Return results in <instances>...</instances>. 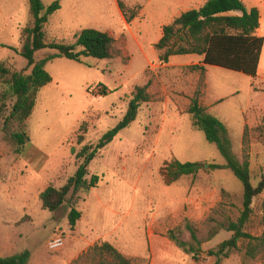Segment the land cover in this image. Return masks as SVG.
Returning <instances> with one entry per match:
<instances>
[{
  "label": "rangeland",
  "instance_id": "1",
  "mask_svg": "<svg viewBox=\"0 0 264 264\" xmlns=\"http://www.w3.org/2000/svg\"><path fill=\"white\" fill-rule=\"evenodd\" d=\"M53 1L43 0L45 5ZM120 1L129 15L137 12L131 22ZM159 1L61 0V9L46 24L47 41L71 42L79 30L96 28L115 38L119 54L108 60L89 57L80 63L59 57L48 62L53 81L38 92L33 113L25 122L29 141L21 149L4 129L15 97L0 83V257L28 251L27 264H91L77 259L96 243L107 241L136 264H148L146 234L151 227L168 237L170 230L190 222L205 240L218 222L238 217L243 185L231 170L211 168L225 161L216 145L192 127L188 107L198 96L226 124L235 154L240 161H249L252 182L257 185L264 171V50L259 76L209 66L208 97L202 74L190 66L166 68L160 52L147 41L145 25L152 19L143 11ZM206 1L184 3L181 8H198ZM243 1L262 10L264 33V0ZM170 20L166 17L162 22ZM32 25L28 0H0V64L30 73L21 52L28 42L23 30ZM52 53L56 51L44 49L36 58ZM144 85H148L150 102L88 166V178L100 177L98 187L87 194L70 193L55 212L44 210L40 193L50 184L63 186L74 175L80 163L76 154L123 119L135 88ZM102 86L107 95L101 96ZM83 124L87 134L79 143ZM172 160L198 162L201 168L195 175L168 182L163 168ZM263 199L264 191L254 200V215L246 228L256 236L263 232ZM73 206L82 217L71 230L68 214ZM127 230L134 231L130 243H124ZM57 231L64 234L65 245L52 251L48 242ZM176 233L190 240L187 230ZM231 237L232 232L222 230L204 242L199 260L215 263L208 250ZM224 264L242 263L233 255ZM243 264H264V253Z\"/></svg>",
  "mask_w": 264,
  "mask_h": 264
},
{
  "label": "trees",
  "instance_id": "2",
  "mask_svg": "<svg viewBox=\"0 0 264 264\" xmlns=\"http://www.w3.org/2000/svg\"><path fill=\"white\" fill-rule=\"evenodd\" d=\"M33 25L25 28L23 34L28 42L24 44L21 55L31 68L30 73L14 71L4 63L0 64V83L9 88L15 102L4 120V129L12 143L23 148L29 136L26 131V120L36 106L38 92L52 83L53 78L46 69V64L56 58L64 57L76 62L85 58L108 60L115 58L119 51L115 38L108 32L96 28L79 30L71 42L47 41L45 27L51 16L61 9V0L45 5L43 0H28ZM126 20L131 22L137 12L130 15L122 1L119 2ZM261 25V13L258 7L248 8L243 0H207L198 8L183 12L171 23L163 27V35L155 44L160 52L159 59L163 64L175 55L195 54L202 57V64L190 66L191 71L199 72L205 77L206 66H217L231 71L256 76L264 47V38L258 36ZM44 49L55 50L56 53L37 59L36 53ZM101 96L107 95L104 86ZM151 95L148 85L137 86L128 103L127 111L118 124L109 129L95 144H85L76 154L80 161L74 175L69 177L61 187L48 185L41 193L40 200L44 210L55 212L67 202V196L79 191L89 193L97 188L100 177L93 174L88 178V166L96 156L111 143L115 137L138 118L143 104L150 102ZM192 127L204 133L206 139L215 144L223 157L224 164H212L211 168L231 170L244 188L242 209L236 220L218 222L205 240L198 236V230L190 222L168 232V237L186 253L199 260L202 244L214 239L222 230L232 232V237L223 241L216 248L208 250V255L215 257L214 264H223L225 259L238 255L243 264L247 259L256 258L264 253V199L260 205L263 232L256 236L246 228L254 215V200L264 191V171L257 185L252 182L251 166L248 160L240 161L234 152L233 140L229 128L216 115L210 113L199 101L192 98L188 107ZM86 124L81 125L78 136L79 143L87 134ZM201 166L198 162L172 160L163 168L168 182H175L181 177L195 175ZM82 212L74 206L68 214L71 230H74ZM187 230L190 240L181 238L176 233ZM30 259L28 251L0 257V264H27ZM85 260L91 264H136L110 242L96 243L87 252L78 257L77 261Z\"/></svg>",
  "mask_w": 264,
  "mask_h": 264
},
{
  "label": "crops",
  "instance_id": "3",
  "mask_svg": "<svg viewBox=\"0 0 264 264\" xmlns=\"http://www.w3.org/2000/svg\"><path fill=\"white\" fill-rule=\"evenodd\" d=\"M197 0H160L156 4H151L144 8L143 13L148 14V16L152 19L149 23L145 25V30L147 31V41L151 44H157L163 35V27L169 23H171L175 18L180 16L183 12L192 9L189 8H181L182 5L188 4L190 6L191 2H196ZM246 4V3H245ZM248 8L251 7H258L254 3L246 4ZM120 7V6H119ZM196 8V7H195ZM259 8V7H258ZM261 13V25L257 31L258 36L264 38V33L262 30V10L259 8ZM166 17L171 18L170 21L162 22ZM153 36V40H152ZM143 49V46H141ZM264 50V47H263ZM180 55H175L170 57L169 61L163 66L166 68L172 67H184V66H191L195 64H202V57L195 54H188V55H181V56H189L187 59H180L177 58ZM201 57V58H200ZM262 58H263V51L258 67L257 76L261 74L262 68ZM176 59V60H175ZM209 66H206L205 78L206 83L208 86L207 89V96L209 97V81L207 78ZM214 102L213 104H215ZM147 241L150 247V254L148 256V264H214L207 258L204 260H196L193 255L186 253L183 249L178 247L169 237L156 234L154 228H150L146 234ZM125 242L130 243L134 238V231H126L125 235ZM126 255V254H125ZM127 256V255H126ZM224 264V263H223Z\"/></svg>",
  "mask_w": 264,
  "mask_h": 264
},
{
  "label": "built area",
  "instance_id": "4",
  "mask_svg": "<svg viewBox=\"0 0 264 264\" xmlns=\"http://www.w3.org/2000/svg\"><path fill=\"white\" fill-rule=\"evenodd\" d=\"M102 90V89H101ZM65 245V237L62 232L57 231L55 235L49 240L48 248L52 251L61 249Z\"/></svg>",
  "mask_w": 264,
  "mask_h": 264
}]
</instances>
